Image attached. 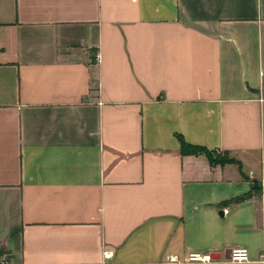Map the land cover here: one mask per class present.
I'll list each match as a JSON object with an SVG mask.
<instances>
[{
  "label": "crops",
  "instance_id": "obj_1",
  "mask_svg": "<svg viewBox=\"0 0 264 264\" xmlns=\"http://www.w3.org/2000/svg\"><path fill=\"white\" fill-rule=\"evenodd\" d=\"M255 180L264 0H0V264H264Z\"/></svg>",
  "mask_w": 264,
  "mask_h": 264
},
{
  "label": "trees",
  "instance_id": "obj_2",
  "mask_svg": "<svg viewBox=\"0 0 264 264\" xmlns=\"http://www.w3.org/2000/svg\"><path fill=\"white\" fill-rule=\"evenodd\" d=\"M179 138H180V142H181V153L183 155H189V154L199 155V154H204V155L207 156L208 160L213 165H217V164L223 165V164H226V163H237L241 167L240 161L236 160L235 158L230 157L227 160H223V159L222 160H219L218 158L220 156H218L216 154V151L217 150H209V149H207L205 147H202V146H197V145L190 144L187 141H185V139L183 137H181V136ZM224 153L225 154H229L228 152H224ZM256 183H257V181L255 180L254 181L253 188H252V190L249 193H247L245 195H242V196L236 198L234 201L235 202H239V201H243V200L251 197L252 193L255 192Z\"/></svg>",
  "mask_w": 264,
  "mask_h": 264
},
{
  "label": "built area",
  "instance_id": "obj_3",
  "mask_svg": "<svg viewBox=\"0 0 264 264\" xmlns=\"http://www.w3.org/2000/svg\"><path fill=\"white\" fill-rule=\"evenodd\" d=\"M249 254L246 249H233L231 252L230 260L234 261H245L248 260ZM191 261H200V262H213L216 259L213 258L212 254H199V253H192L189 256Z\"/></svg>",
  "mask_w": 264,
  "mask_h": 264
},
{
  "label": "rangeland",
  "instance_id": "obj_4",
  "mask_svg": "<svg viewBox=\"0 0 264 264\" xmlns=\"http://www.w3.org/2000/svg\"><path fill=\"white\" fill-rule=\"evenodd\" d=\"M216 154L218 156H220L218 159L219 160H227L229 159L231 156L229 154H225L224 152H220V151H216ZM255 192L256 193H261V192H264V185L260 182V181H257L256 183V189H255ZM263 195V194H262Z\"/></svg>",
  "mask_w": 264,
  "mask_h": 264
},
{
  "label": "water",
  "instance_id": "obj_5",
  "mask_svg": "<svg viewBox=\"0 0 264 264\" xmlns=\"http://www.w3.org/2000/svg\"><path fill=\"white\" fill-rule=\"evenodd\" d=\"M231 252H232L231 249L227 250L224 254V257L227 259H230L231 258ZM212 256H213V258L218 259L221 257V254L220 253H213Z\"/></svg>",
  "mask_w": 264,
  "mask_h": 264
}]
</instances>
